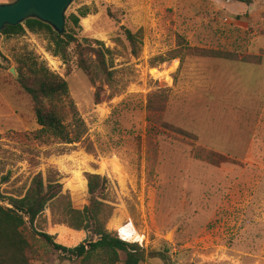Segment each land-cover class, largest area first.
<instances>
[{
	"label": "rangeland",
	"instance_id": "obj_1",
	"mask_svg": "<svg viewBox=\"0 0 264 264\" xmlns=\"http://www.w3.org/2000/svg\"><path fill=\"white\" fill-rule=\"evenodd\" d=\"M84 6L92 14L78 39L112 50L108 83L93 84L73 48L67 62L53 56L46 34L0 35V179L9 178L2 190L17 196L42 172L82 209L88 175L106 176V227L144 247L140 264H264V60L201 58L185 48L260 55L264 0H75L66 17ZM123 27L143 31L139 56ZM26 50L68 82L64 123L72 134L82 125L79 142L34 137L41 130L34 104L10 73ZM175 52L176 60L161 61ZM157 94L169 98L163 122L195 138L150 123ZM58 207L41 227L74 247L84 236L60 222ZM27 234L32 264H80ZM125 259L121 253L119 264Z\"/></svg>",
	"mask_w": 264,
	"mask_h": 264
},
{
	"label": "trees",
	"instance_id": "obj_2",
	"mask_svg": "<svg viewBox=\"0 0 264 264\" xmlns=\"http://www.w3.org/2000/svg\"><path fill=\"white\" fill-rule=\"evenodd\" d=\"M246 2V1H241ZM92 14L89 7H82L77 14L66 17L65 33L58 34L54 29L37 19H29L18 26H8L0 31L4 37H20L27 31L35 34H46L50 38L48 51L63 61H68L69 50L73 48L77 64L89 80L94 84L98 81L110 82L113 72L110 70L109 56L112 50L106 48L100 41L78 39V29L82 19ZM124 36L129 43L134 56L143 51V31L133 32L123 27ZM185 46V45H181ZM191 56L241 62L249 65H261L264 51L260 55H239L234 51L200 49L185 46ZM178 53H173L169 59L163 58V63L176 60ZM19 72L18 82L21 88L30 96L41 130L34 134L37 140L53 137L64 144L79 142L82 137L81 126L72 134L65 125V107L62 102L69 98L68 82L52 72L46 63L40 61L32 51H27L16 59ZM168 96L153 95L149 99L148 119L150 123L162 128L195 138L190 133L177 129L163 122V114L168 102ZM25 138V135L19 134ZM8 177L0 179V264H32L30 253L32 245L28 232L42 238L59 256L69 262L80 264H119L121 253L126 256L124 264H140L145 259L146 251L138 243H131L111 234L107 227L106 193L110 181L106 176L89 174L87 192L89 200L82 209H76L65 191L64 184L42 172L34 174L23 191L17 196H9L2 185ZM58 207L60 222L80 232L84 239L74 246L67 247L56 241L55 237L41 227V221L51 207Z\"/></svg>",
	"mask_w": 264,
	"mask_h": 264
},
{
	"label": "water",
	"instance_id": "obj_3",
	"mask_svg": "<svg viewBox=\"0 0 264 264\" xmlns=\"http://www.w3.org/2000/svg\"><path fill=\"white\" fill-rule=\"evenodd\" d=\"M74 1L75 0H16L11 3L0 4V31L8 26L23 24L29 19H37L51 26L58 34H64L66 14ZM1 60L2 58L0 56V61ZM10 73L14 77L19 78L16 69L12 68ZM0 203L5 205L4 202ZM170 234L171 233L168 235Z\"/></svg>",
	"mask_w": 264,
	"mask_h": 264
},
{
	"label": "crops",
	"instance_id": "obj_4",
	"mask_svg": "<svg viewBox=\"0 0 264 264\" xmlns=\"http://www.w3.org/2000/svg\"><path fill=\"white\" fill-rule=\"evenodd\" d=\"M5 3H11V2L10 1L9 2H6V1L0 2V4H5Z\"/></svg>",
	"mask_w": 264,
	"mask_h": 264
}]
</instances>
